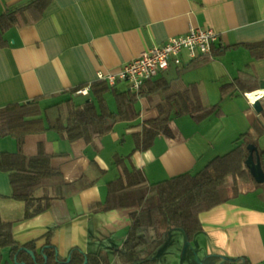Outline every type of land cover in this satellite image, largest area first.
<instances>
[{"label": "crops", "instance_id": "crops-1", "mask_svg": "<svg viewBox=\"0 0 264 264\" xmlns=\"http://www.w3.org/2000/svg\"><path fill=\"white\" fill-rule=\"evenodd\" d=\"M27 1L30 0H0V14ZM192 27L212 28L219 34L212 54L192 60L183 54V67L172 66L151 80H176L179 85L197 83L205 105L220 106L210 97L207 84L213 86V91L220 88L222 93L228 90V95L240 93L244 100L242 116L253 125L264 111V93L259 99L263 106L260 113L250 103L249 94L262 90L264 57H255L244 44L264 41V0H51L37 22L12 27L4 34L5 43L0 44V108L33 99L46 107V103L71 99L76 96L71 94L73 89L90 86L100 80L101 73L118 77L124 65L143 51L186 34ZM236 77H241L247 88L259 84V89L242 92L233 84ZM107 83L113 95L130 89L121 79ZM158 93L139 98V118L118 122L111 132L92 142L69 141L55 130L25 137V155H36L43 146L51 156V166L60 172L64 182L77 183L80 189L64 199L53 200L43 213L23 219L24 205L10 198L9 176L0 171V214L4 220L14 222L16 241H35L40 248L50 235L62 259L75 248L87 254L106 252L111 256L117 249L132 247L135 233L131 213L137 206L101 208L108 182L123 174L114 156H129L130 163L141 169L149 181L193 172L208 161V152L194 142L192 132L179 127L174 116L169 122L171 135L160 134L147 149L133 150L134 135L142 131L143 121L158 115L154 105L165 96ZM102 107L105 109L104 103ZM238 129L237 135L243 133ZM6 137L0 138V148L6 144L9 148H3L5 151H16V138L12 137L13 143L6 142ZM218 144L219 150L211 141V152L215 151L212 157L229 147L225 141ZM258 147L261 153L259 139ZM260 159L263 165L261 154ZM262 187L245 184L242 197L237 195L201 213V228L190 239L181 229L184 235L180 236L179 246L170 244L167 236L153 254L155 263L227 264L229 259L233 264H264ZM111 259L113 264V255Z\"/></svg>", "mask_w": 264, "mask_h": 264}, {"label": "trees", "instance_id": "trees-1", "mask_svg": "<svg viewBox=\"0 0 264 264\" xmlns=\"http://www.w3.org/2000/svg\"><path fill=\"white\" fill-rule=\"evenodd\" d=\"M50 2L30 0L0 14V44L4 45V34L10 28L37 22ZM244 46L255 57H264V41L245 43ZM175 81L148 80L140 91L127 89L117 92L114 95L116 109L112 111L102 107L104 93L112 88L105 80L90 84V100L75 102L66 99L41 107L39 100L33 99L0 108V138L13 136L18 143L16 151L0 149V171L9 176L12 187L10 198L24 205L23 219L43 213L51 207L53 200L64 199L80 189L77 183L64 182L60 172L51 166V156L43 146L34 156L24 154L23 145L28 134L55 130L61 138L69 141L84 139L92 142L111 132L118 122L139 118V98H150L151 94L164 92V98L154 105L158 110L157 117L144 120L142 131L134 135L133 150H144L160 134L171 135L169 122L173 116L188 115L195 122H201L221 113L218 104H204L197 83L179 85ZM233 84L242 92L259 89V84L247 88L241 77H236ZM83 86L73 89L71 94L80 96L77 90ZM261 114V118L253 124L255 131L249 129L239 134L229 151L214 156L197 172L187 171L149 181L141 169L130 163L129 156H114L123 174L108 182L106 199L101 208L137 206L131 213V229L137 236V244L129 249L114 251L117 264H156L153 254L166 242L170 228H182L190 239L201 228V213L228 202L232 196L243 191L245 184L264 186L253 179L245 163L249 144L255 145L261 154L258 139L264 133V111ZM13 226V221L4 220L0 214V264H112L111 256L106 252L87 254L78 248L72 249L69 257L62 259L50 235L40 248L36 247L35 241L21 244L13 236ZM3 248H8L7 257ZM227 262L233 264L229 259Z\"/></svg>", "mask_w": 264, "mask_h": 264}, {"label": "rangeland", "instance_id": "rangeland-1", "mask_svg": "<svg viewBox=\"0 0 264 264\" xmlns=\"http://www.w3.org/2000/svg\"><path fill=\"white\" fill-rule=\"evenodd\" d=\"M206 82H209V81L206 80ZM206 87L209 88L210 97H212V99L214 98V100H216L214 102L216 103L217 101H219L218 103H220L219 108H221V113L220 114H214V115L202 120L198 124L193 122L192 118H190L189 116H185V115L174 116V121L179 125V127L183 131H186V129H187L188 131L193 133V135L195 137L194 142H197L198 144H200L202 147H204V150L208 152V153H205V157L209 161L210 159L213 158L212 156L215 154L214 153L215 151L213 153L211 152V141L215 145L217 150H219V148H218L219 144L218 143L225 141L227 143L226 145L227 146L229 145V147L225 151L221 152V154H224L232 148V146H233L232 141L235 137L238 136L237 135L238 134L237 130H239L238 128H240V130H242V132H245L249 129H251L252 131H255V129H253L254 127L252 124H247V122H245V119L242 116V108H243L242 106L244 105V103H243L244 100L241 97L240 93H236L235 95H231V94L228 95V90H225L222 93L220 88L214 89V91H213V86H211V84H207ZM211 89H212V91H211ZM163 93L164 92H159L158 96L162 97ZM225 93L227 94V97H222L223 95H225ZM104 96L105 97H104L103 103H104L105 109L107 111L114 110L116 108V106H115L113 91L106 92ZM89 98L90 97L72 96L71 100L72 101L74 100L75 102H82V101L89 99ZM62 100H64V99H62ZM59 101H61V100H59ZM52 103H55V102L46 103V104L50 105ZM138 107H140V106H138ZM12 137L13 136L6 137L7 140H5V141L6 142L13 141V143H16ZM14 145L16 147V144H14ZM259 145L261 148V156L263 159V169H264V133L259 136ZM7 147L9 148L8 145L4 144L3 146H1L0 149L5 150L3 148H7ZM204 166H205V164L200 165L193 172L199 171ZM262 191H264V188L262 190H260V193ZM238 195H240V197H242L241 194H238ZM236 196L237 195H234V196H232V198L236 197ZM181 229L182 228H179V227H173V228H170L168 230V234H167V236L169 237L168 241L170 240V244L174 245L175 247L180 245L179 244L180 236L184 235L183 230H181ZM136 244H137V236L134 234V242H133L132 247H134ZM175 247H172L171 250H174ZM3 254L5 257L8 256V248H5V250L3 251ZM112 255H113V252L111 253V256ZM113 261L115 262V263L113 262V264H117L115 260H113Z\"/></svg>", "mask_w": 264, "mask_h": 264}, {"label": "built area", "instance_id": "built-area-1", "mask_svg": "<svg viewBox=\"0 0 264 264\" xmlns=\"http://www.w3.org/2000/svg\"><path fill=\"white\" fill-rule=\"evenodd\" d=\"M218 40L219 34L212 28L192 27L186 34L171 37L163 44L143 51L136 59L124 65L118 77L101 73L99 78L110 83H113L116 79H121L128 83L132 91H140L146 81L169 70L170 67L184 66L183 54L186 55L188 60H192L199 55L212 54ZM90 90V86L86 85L79 88L77 94L88 96ZM260 98L261 95H257L255 100L249 98V101L253 104Z\"/></svg>", "mask_w": 264, "mask_h": 264}, {"label": "water", "instance_id": "water-1", "mask_svg": "<svg viewBox=\"0 0 264 264\" xmlns=\"http://www.w3.org/2000/svg\"><path fill=\"white\" fill-rule=\"evenodd\" d=\"M261 88H262V90H264V80L261 81ZM253 108L258 113H260L263 110V106H262L261 101L259 99H257L253 103ZM247 148H248L249 154H248L247 159L245 161L246 166L249 169L250 174L252 175L253 179L258 184H263L264 183V169H263V165H262V162L260 159L258 148L253 144H249Z\"/></svg>", "mask_w": 264, "mask_h": 264}, {"label": "bare ground", "instance_id": "bare-ground-1", "mask_svg": "<svg viewBox=\"0 0 264 264\" xmlns=\"http://www.w3.org/2000/svg\"><path fill=\"white\" fill-rule=\"evenodd\" d=\"M263 93H264V90H260V91H258V92L250 93V94H249V97H250L251 99L255 100L257 95H261V94H263Z\"/></svg>", "mask_w": 264, "mask_h": 264}]
</instances>
